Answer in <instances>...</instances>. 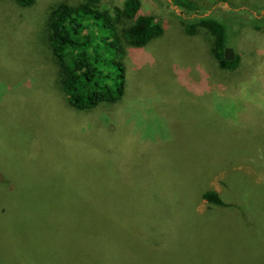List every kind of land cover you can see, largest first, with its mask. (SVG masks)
Returning a JSON list of instances; mask_svg holds the SVG:
<instances>
[{
  "label": "rangeland",
  "instance_id": "1",
  "mask_svg": "<svg viewBox=\"0 0 264 264\" xmlns=\"http://www.w3.org/2000/svg\"><path fill=\"white\" fill-rule=\"evenodd\" d=\"M80 1L0 0V255L16 223L44 208L41 193L102 183L133 202L127 212L115 207L130 224L155 233L153 219L169 218L181 245L205 244L202 232L213 228L264 264V0H194L198 12L141 0L163 32L140 47L122 39L124 93L86 110L67 102L46 27L58 3ZM125 1L99 6L114 14ZM205 14L226 21L234 68L220 66L206 28L190 31ZM194 181L225 207L190 197ZM109 248L102 253L116 255ZM17 251L10 264H31Z\"/></svg>",
  "mask_w": 264,
  "mask_h": 264
},
{
  "label": "trees",
  "instance_id": "2",
  "mask_svg": "<svg viewBox=\"0 0 264 264\" xmlns=\"http://www.w3.org/2000/svg\"><path fill=\"white\" fill-rule=\"evenodd\" d=\"M15 1L21 6L34 3V0ZM99 1L60 2L51 9L46 24L61 88L70 106L79 110L95 108L102 102H114L124 93L123 38L132 46L140 47L163 32L153 14L140 11L141 0H126L123 8H116L114 14L101 9ZM170 2L186 11L198 12L201 8L194 0ZM219 17L215 14L197 16L190 24V31L194 26L206 28L213 36L212 52L220 66L234 68L239 56L231 61L224 59V48L230 43L226 21ZM122 22L124 25L120 26ZM194 184L195 181V195L191 193L190 197L199 195L212 208L225 207L226 203L217 191L203 190L200 183L195 187ZM117 192L113 188L109 192L105 184L94 183L65 196H60L55 188L41 193L39 196L43 200L40 203L44 208L34 212L33 217L16 223L14 228L19 231L11 230L16 237H10L9 252L0 255V264H10V248L24 253L31 264H262L243 250L246 247L232 246L221 235L217 239L218 230H212V227L202 232L203 239L206 237L205 244L193 245L184 241L181 245L176 240L179 237L175 233L177 228L170 225L169 218L153 219L155 233L144 226L130 224L116 213L115 207L120 201L122 205L126 204L124 212H127L133 210V202L118 197ZM212 214L218 217V213ZM209 215L205 216L212 217ZM7 228L11 229L10 222ZM110 229L117 239H112L115 235H111ZM122 232L126 234V245L121 238ZM147 233L153 236L148 237ZM209 233L214 236L207 237ZM109 247L115 249L112 252L116 255L110 257L102 253L104 249H111ZM87 251L88 255L76 257L79 252Z\"/></svg>",
  "mask_w": 264,
  "mask_h": 264
},
{
  "label": "water",
  "instance_id": "3",
  "mask_svg": "<svg viewBox=\"0 0 264 264\" xmlns=\"http://www.w3.org/2000/svg\"><path fill=\"white\" fill-rule=\"evenodd\" d=\"M223 56L225 60L231 61L235 58V51L233 47L231 46H226L224 48Z\"/></svg>",
  "mask_w": 264,
  "mask_h": 264
}]
</instances>
